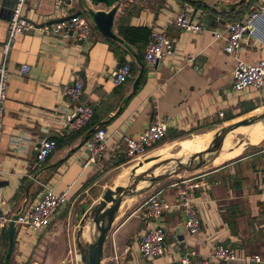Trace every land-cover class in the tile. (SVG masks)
I'll return each mask as SVG.
<instances>
[{
  "label": "crops",
  "instance_id": "0c3cea01",
  "mask_svg": "<svg viewBox=\"0 0 264 264\" xmlns=\"http://www.w3.org/2000/svg\"><path fill=\"white\" fill-rule=\"evenodd\" d=\"M240 1L120 0L113 32L123 43L110 39L118 44L116 47L95 24L86 42L53 36L44 29L35 28L12 43L6 58L9 86L0 144L3 212L15 221L21 207L41 199L45 186H50L56 193H67L68 204L52 226L43 232L15 225L17 233L9 259L8 226L4 228L0 234V264L51 262L50 247L54 241L61 237L63 241L67 236L66 229L70 230V235L71 230L75 232L79 228L73 221V213L66 211L68 207L75 206L108 167L126 163L123 162L126 158L123 137L138 138L151 124L165 122L169 126L166 138H177L262 110L264 90L235 91L233 76L237 58L253 65L264 60V37L248 33L239 53L230 55L225 52V41L210 32H225L232 18L242 15L245 18L259 4L258 0L244 11L249 0L244 7L237 8L238 15L235 12L215 15L212 11H224ZM12 7L13 0H0V67L4 61ZM72 8L76 11H110L104 5H94L91 0H77L71 7L62 9H54V0H26L23 14L36 25L49 26L47 23L51 21L68 17ZM183 11L192 13L194 23L210 31L189 33L177 29L174 20ZM205 14L216 17L215 22H203ZM127 27L148 28L151 33L165 31L174 43V56L154 65L148 64L144 59L148 42L127 43L119 32ZM119 51L125 63L131 65L132 75L116 87L112 73L121 65ZM186 57L195 60L187 63ZM24 66L30 67L27 75L21 73ZM77 74L85 80L81 103L93 108L95 125L73 132L68 128L66 116L76 104L64 96V89L73 85ZM97 127L104 128L109 135L107 150L102 161L84 168L89 157L85 143ZM209 133L215 132L208 131L198 137L209 138ZM46 138L56 142L61 140L62 145L33 170L40 142ZM262 146L213 171L194 175L196 181L203 183L192 193L202 218V230L197 235H190L185 229L182 231L186 220L182 209L171 208L158 223L146 217L143 208L144 203L159 192L164 203L172 207L177 205L173 185L189 179V175H177L178 179L169 177L145 193L126 200L107 237L102 264H181L180 256L192 251L198 253V258H193L196 262L210 257L220 243L232 247L244 260L214 264H264ZM158 225H162L167 234L165 253L161 257L145 259L139 252L141 240L150 228ZM77 230L79 246L82 240H79ZM253 255L259 256L262 262H249L247 257Z\"/></svg>",
  "mask_w": 264,
  "mask_h": 264
},
{
  "label": "built area",
  "instance_id": "2783aa9c",
  "mask_svg": "<svg viewBox=\"0 0 264 264\" xmlns=\"http://www.w3.org/2000/svg\"><path fill=\"white\" fill-rule=\"evenodd\" d=\"M77 0H54L55 9L71 7ZM26 0H16L9 28L7 43L4 47V61L0 67V144L4 133V110L8 99L9 69L7 67V55L13 42L19 40L22 35L33 31L35 26L29 22L23 14ZM94 23L85 13L66 19L60 23L44 26L45 32L64 38H72L77 42H86L91 37ZM174 26L189 33H204L210 31L200 24L194 23V16L188 11L181 12L174 20ZM212 32L216 38L225 41V52L230 55H237L242 48L243 42L248 33H258L264 37V0H259L258 6L251 11L241 21H230L225 32ZM175 54L174 43L165 31L155 30L151 33L146 46L144 59L148 64H157L173 57ZM193 57H186L187 63L194 62ZM30 72L29 66L21 69L23 75ZM132 75V68L129 63L120 65L112 73L114 86L119 87L124 84ZM249 88L264 90V60L257 64H249L244 60L237 58V65L233 76V89L241 92ZM85 80L80 75L74 76L73 85L64 89V96L67 97L76 106L66 116L68 128L73 132L81 131L86 128L94 118V110L91 106L82 104L81 99L84 96ZM221 117H224L221 114ZM169 131V126L165 122L151 124L144 133L138 138L123 137L125 147V157L128 161L142 160L148 156L149 152L161 141H163ZM109 135L102 127H97L94 134L86 141L85 149L89 157L84 163V168L98 164L103 160L107 150ZM58 144L53 139H43L37 150V167L42 165L57 150ZM203 186L202 182L196 181V178L184 179L173 185L177 205L173 207L164 203L161 198V192L152 195L143 205L145 215L153 221H158L164 216V213L171 208L182 209L186 220L184 229L190 235H197L202 230V218L200 217L195 201L193 191ZM44 194L41 199L33 205L26 204L20 208L15 225L31 229L36 232H43L52 226L55 218L60 211L68 204L67 193H56L50 186H45ZM4 198L2 188L0 187V234L4 228L12 221L4 214ZM166 231L162 225L150 228L143 236L139 252L145 259H154L161 257L165 253ZM193 258H198V253L192 251L182 254L179 262L181 264H214V262L231 263L244 260L243 257L232 247L220 243L216 246L214 253L207 258L194 262ZM247 260L252 263H261L262 259L257 256H249Z\"/></svg>",
  "mask_w": 264,
  "mask_h": 264
},
{
  "label": "water",
  "instance_id": "95a60500",
  "mask_svg": "<svg viewBox=\"0 0 264 264\" xmlns=\"http://www.w3.org/2000/svg\"><path fill=\"white\" fill-rule=\"evenodd\" d=\"M94 5H104L110 9L109 12L105 11H93V10H79L76 11L75 8H72L70 15L66 18L58 19L47 23L48 25H53L60 23L66 19H71L73 17L79 16L83 13L88 15L92 22L95 24L97 29L107 38L114 41H123L118 38V36L113 32L114 20L117 12V4L120 0H91ZM249 0H241L238 4L232 5L229 9L222 10L218 13L231 14L237 11V8L244 7ZM16 5V0H13V10ZM55 9V6H54ZM197 10L194 11V16H196ZM203 22L212 23L215 22L216 17L212 14H205L202 18ZM29 21V20H28ZM31 22L35 28L40 29L45 25H36L35 22ZM223 24H226L225 21H221ZM138 82L135 84V88L138 86ZM264 120V110L257 112L249 117L241 118L236 121L229 123L224 126L212 139L210 147L205 151H202L197 154H193L187 160L185 158H172L164 159L160 161L158 159H148L145 162L139 163L132 171L130 177V183L128 186L116 187L115 189H108L105 191L102 199L99 203L92 208L89 215H85L81 221V226L79 230V240H82V236L87 225V221H90L92 227L94 228V234L92 236V241L90 243H84L82 245L79 242V248L81 251V261L84 264H102L104 257V245L107 241V237L110 234L112 224L120 213V209L123 203L133 197H136L142 193H145L149 189L153 188L155 185L161 183L165 179L173 176L180 175L182 172H195L199 171L208 166V163H214V161L222 154L224 148V142L227 136L234 130L241 127H249L256 125ZM209 157H211L209 159ZM159 160L155 165L148 168L146 171L137 174V171L144 167V165L149 164L152 161ZM170 165H173V169L167 171L166 173L156 175V171L166 168ZM146 183L149 184L147 188L139 189L140 185ZM184 227H182V231ZM17 229L15 222L11 221L8 225V237H9V251L7 259L11 257ZM84 246V247H83Z\"/></svg>",
  "mask_w": 264,
  "mask_h": 264
},
{
  "label": "rangeland",
  "instance_id": "374dc122",
  "mask_svg": "<svg viewBox=\"0 0 264 264\" xmlns=\"http://www.w3.org/2000/svg\"><path fill=\"white\" fill-rule=\"evenodd\" d=\"M231 21H240V19L232 18ZM260 108H262V111L264 110V107H260ZM255 113H257V112H255ZM255 113L253 112V113L245 115L241 118L249 117ZM229 123H231V122L223 123L222 125H219V126H210V127H204L201 129H197L193 132L187 133V134L182 135V136L177 137V138L167 137L166 139H164L162 141L163 143L154 147L150 151L148 156H146L142 160L130 162V161H128L127 158H123V159H125L126 163H124L123 165H121L119 167H112V168L108 167L107 168L108 171H106V173H103V174H101L100 177H98V179L95 183L96 185L93 187L91 186L89 189H87V192L82 194V196L75 203V206L71 205L70 207H68V209L66 211H69L68 213H73V218H74L73 221L75 222V225H77V227L80 228L81 217H83L85 215H89V213H91L92 208L95 207L99 203V201L102 199L106 190H108L110 188L115 189L116 187H121V186L126 187L129 185L130 177L132 175V171H133L134 167L137 166L139 163L145 162L149 158H152V157H155L158 155H162L163 152L166 150L168 152H170L172 156L176 157L177 154H179L181 149H182V147L179 146V144L181 142L186 143V142H191L193 140L200 139V137H198V136H201L202 133H205L208 131H214L215 132L214 134L209 133V134H211L209 138L213 139L215 137V135L224 126L228 125ZM239 131L232 134V136L235 139V144L232 147L238 145V148L241 146H242L241 148H243L242 152L236 158L239 159L240 157L244 156L245 154H249L253 151H256L260 147H263L262 145H264V138L258 139L256 137L254 141L256 143L255 146H257V147H254L253 145H249L250 139L246 140L244 138L246 136V132L243 131L242 129ZM256 136H257V134H256ZM231 141H233L232 137L227 139L225 143H230ZM191 153H193V152H191ZM210 158L211 157H209V159ZM187 159L185 158V160H187ZM233 161H235V160H233ZM229 162H231V161H229ZM217 168L218 167H215L213 165V163L209 162L207 167H205L199 171L182 172L181 175H189L190 178H193L194 175H201L202 173L213 171ZM172 169H173V165H170L166 168L161 169L162 171L160 174L166 173L167 171H170ZM188 173H191V174H188ZM178 176L180 177V175H178ZM178 176H173V178H171V179H178L179 178ZM148 186H149V184H146L145 188H147ZM6 216L9 219H11L8 215H6ZM12 221H14V220H12ZM79 228H77L78 230L77 229L76 230L79 231ZM76 230H75V232L73 230H71V234L68 235V232L70 230L66 229V232H67L66 233L67 236H65L66 238H64L63 241H62V237L59 240L54 241V243L50 247V250H51L50 261L51 262H48V264H84L81 261V251H80V248H79L78 242H77ZM84 243H86V242H84L82 239V245Z\"/></svg>",
  "mask_w": 264,
  "mask_h": 264
},
{
  "label": "bare ground",
  "instance_id": "6f19581e",
  "mask_svg": "<svg viewBox=\"0 0 264 264\" xmlns=\"http://www.w3.org/2000/svg\"><path fill=\"white\" fill-rule=\"evenodd\" d=\"M258 112H260V111H258ZM241 129L246 132V136L244 138L246 140L250 139L249 145H253V146L256 145V143L254 141L256 137L258 139L264 138V120H263L256 125L249 126V127H241V128L234 130L233 132H231L227 136L226 140L231 138L232 134H234L235 132H238ZM256 134H257V136H256ZM226 140H225V142H226ZM211 141H212V138H203V139H197V140H193L191 142H186V143L181 142L179 144V146H181L182 149H181L180 153L177 154L176 157L172 156L171 153L166 150L163 152L162 155H158V156H155V157H152L149 159L160 158V161H162L164 159H172V158H186L187 159L193 154H197V153H200V152L208 149L210 147ZM225 142H224V148H223L222 154L213 163V165L216 167L223 165L226 162L233 161V160L237 159L236 157L243 150V148H241L242 146L239 148H238V145L232 147L235 144L234 138H233V141H231L230 143H225ZM191 152H193V153H191ZM158 161L155 160V161L150 162L149 164L144 165V167L140 168L137 171V174H140V173L146 171L148 168L155 165V163H157ZM161 171H162L161 169L156 171V175H159L161 173ZM145 185H146V183L141 184L139 189L144 188ZM93 234H94V228L92 227L91 223L89 221H87V225L85 227V230H84V233L82 236L83 241L86 243H90L92 241Z\"/></svg>",
  "mask_w": 264,
  "mask_h": 264
},
{
  "label": "trees",
  "instance_id": "16d2710c",
  "mask_svg": "<svg viewBox=\"0 0 264 264\" xmlns=\"http://www.w3.org/2000/svg\"><path fill=\"white\" fill-rule=\"evenodd\" d=\"M258 0H250L249 5H247L245 7V9H243L244 11L248 10L252 5H254ZM213 13L215 15H222V13H218L216 10H212ZM239 12H235V14ZM241 14H243V11L241 12ZM229 15V14H228ZM243 15L239 16L238 19L243 20ZM120 32V36L129 44H142V43H146L149 41L150 35H151V31L148 28H143V27H127V28H121L119 30ZM108 42H110V44L112 46L118 45L117 43H115L114 41L107 39ZM120 52V51H119ZM118 52V56L120 57V63L121 65L125 63V60L123 59V55L122 53ZM95 116V115H94ZM95 124L93 123V119L92 121L89 123L88 127L85 130H88L90 128H92ZM210 127V126H207ZM84 130V131H85ZM94 134V133H92ZM92 134L89 136V138L92 136ZM61 140H58V142H60ZM58 146L62 145V141L60 143H58ZM123 162H126L125 160ZM4 230V229H3ZM2 230V231H3Z\"/></svg>",
  "mask_w": 264,
  "mask_h": 264
}]
</instances>
